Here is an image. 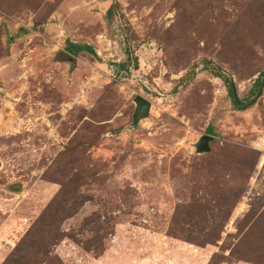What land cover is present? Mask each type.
I'll use <instances>...</instances> for the list:
<instances>
[{
    "label": "rangeland",
    "instance_id": "rangeland-1",
    "mask_svg": "<svg viewBox=\"0 0 264 264\" xmlns=\"http://www.w3.org/2000/svg\"><path fill=\"white\" fill-rule=\"evenodd\" d=\"M263 72L264 0H0V264L59 192L39 264H264Z\"/></svg>",
    "mask_w": 264,
    "mask_h": 264
},
{
    "label": "trees",
    "instance_id": "trees-1",
    "mask_svg": "<svg viewBox=\"0 0 264 264\" xmlns=\"http://www.w3.org/2000/svg\"><path fill=\"white\" fill-rule=\"evenodd\" d=\"M113 6L110 5L105 13V17H109L112 13ZM64 52L67 55L76 57L81 52H87L95 55V51L89 45H79L70 41L66 42ZM204 63H206L204 61ZM136 66V63H135ZM118 68H124V63L117 64ZM214 75L221 79L224 84L231 103L234 107L240 108L241 101L238 99L237 90L233 81L225 76L218 68L211 67ZM264 83V72L256 78L253 84L254 95L259 94ZM208 133L212 135V130L208 129ZM73 210V209H72ZM72 210L65 206L61 198V192L45 207L39 217L32 224L31 229L16 244L15 248L3 264H39L40 262H48L49 249L64 234L59 230V224L72 214Z\"/></svg>",
    "mask_w": 264,
    "mask_h": 264
},
{
    "label": "water",
    "instance_id": "water-1",
    "mask_svg": "<svg viewBox=\"0 0 264 264\" xmlns=\"http://www.w3.org/2000/svg\"><path fill=\"white\" fill-rule=\"evenodd\" d=\"M135 108L132 115V125L135 127L141 119L147 118L150 109V103L141 96H136L134 99ZM213 136L203 135L194 144L197 154H205L210 151L209 144L213 141Z\"/></svg>",
    "mask_w": 264,
    "mask_h": 264
}]
</instances>
